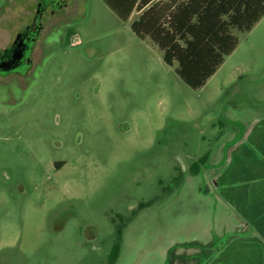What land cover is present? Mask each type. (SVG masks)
I'll use <instances>...</instances> for the list:
<instances>
[{
  "label": "rangeland",
  "instance_id": "obj_1",
  "mask_svg": "<svg viewBox=\"0 0 264 264\" xmlns=\"http://www.w3.org/2000/svg\"><path fill=\"white\" fill-rule=\"evenodd\" d=\"M26 32L29 58L3 65ZM235 34L193 89L104 0H0V264H105L133 211L115 264H202L229 241L242 221L213 178L264 115V16Z\"/></svg>",
  "mask_w": 264,
  "mask_h": 264
},
{
  "label": "trees",
  "instance_id": "obj_2",
  "mask_svg": "<svg viewBox=\"0 0 264 264\" xmlns=\"http://www.w3.org/2000/svg\"><path fill=\"white\" fill-rule=\"evenodd\" d=\"M151 1L104 0L124 21ZM157 3L134 20L131 28L139 38L157 46L163 60L193 89L204 87L237 48L239 37L235 31L250 32L264 16V0H169L161 7ZM67 35H72L71 29ZM208 155L207 152L192 163L191 174L200 171ZM148 204L140 203L139 208ZM135 213L111 217L116 241L105 264L117 261L124 227Z\"/></svg>",
  "mask_w": 264,
  "mask_h": 264
},
{
  "label": "crops",
  "instance_id": "obj_3",
  "mask_svg": "<svg viewBox=\"0 0 264 264\" xmlns=\"http://www.w3.org/2000/svg\"><path fill=\"white\" fill-rule=\"evenodd\" d=\"M156 2L161 7L169 0H153L136 9L127 21L117 15L142 42L149 39L139 38L131 24ZM213 182L238 212L242 224L202 264H264V115L231 145L224 167Z\"/></svg>",
  "mask_w": 264,
  "mask_h": 264
},
{
  "label": "flooded vegetation",
  "instance_id": "obj_4",
  "mask_svg": "<svg viewBox=\"0 0 264 264\" xmlns=\"http://www.w3.org/2000/svg\"><path fill=\"white\" fill-rule=\"evenodd\" d=\"M18 35L19 36L15 38V41L12 42L13 45L11 44L13 49L10 50V45L3 50V53L1 54V63L3 65L7 63L11 66L21 65V63L24 62V58H29V53H31L37 40L35 36H31L28 32L21 35L19 33Z\"/></svg>",
  "mask_w": 264,
  "mask_h": 264
}]
</instances>
